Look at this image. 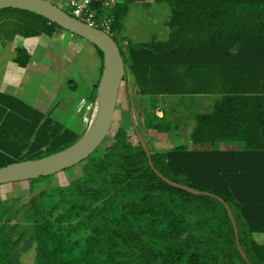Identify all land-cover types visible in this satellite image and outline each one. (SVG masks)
I'll list each match as a JSON object with an SVG mask.
<instances>
[{"label":"trees","instance_id":"1","mask_svg":"<svg viewBox=\"0 0 264 264\" xmlns=\"http://www.w3.org/2000/svg\"><path fill=\"white\" fill-rule=\"evenodd\" d=\"M132 1L101 11L114 14V32L123 30ZM155 1L171 11L169 38L120 50L139 96H215L211 110L192 114L189 134L211 149L149 147L155 169L210 194L163 180L125 111L113 143L80 162L67 184L37 186L53 175L31 179L28 193L0 200V264H22L32 251V264H264L258 237L264 235V0ZM5 10L0 37L7 41L62 28L28 10ZM95 48L103 70V52ZM16 49L17 62L27 66L31 55ZM157 108L143 105L138 127L148 137L150 129L172 130L167 112L158 115ZM85 131L0 91V167L59 152ZM217 196L235 216L247 259Z\"/></svg>","mask_w":264,"mask_h":264},{"label":"rangeland","instance_id":"2","mask_svg":"<svg viewBox=\"0 0 264 264\" xmlns=\"http://www.w3.org/2000/svg\"><path fill=\"white\" fill-rule=\"evenodd\" d=\"M52 1L56 2L57 5L64 8L69 14L72 15L71 8L66 4V0ZM132 2L133 3H131L130 5L129 13L125 18L126 23L123 30L121 32H115V35L113 36V38L118 42L120 48L125 52L127 49L126 46L129 45V42L142 43L146 41H152L154 39L167 40L169 38L170 30L167 24L165 25V20L168 17L167 13L171 12L170 10L166 9L167 4L163 2H156L155 0H135ZM8 14H10L8 10H2V12L0 11V16L5 17L8 16ZM57 29H59L60 31H64L67 35V38H65L64 40H60L55 38L54 36L49 41L50 49L54 51L53 55L51 54L52 56L48 57L49 61H52V65L46 67L47 70L40 69V72H37L35 75H33V77L25 78L22 84L30 90V93H36V91L39 89L38 87H40V84L43 85L41 89H44V87L54 88L55 82L57 84L63 82L64 84H66V87H68L67 85H69V81L71 79H78L80 77L81 80L78 83V92L81 94V96L86 97L88 100H90L89 97L91 98L92 95V80L96 78H98L97 80H99L101 78L100 68L102 65V61L100 54L97 49L94 51H89L86 49V51L84 50V53L82 54L83 57L81 54H77L70 61L66 60V44H69L68 37L72 34L63 28L57 27ZM81 40L83 42L87 41L84 38H81ZM91 45L93 44L91 43ZM7 51L8 49L4 47L0 48L1 55H3ZM89 56H91L93 58V61L96 63H92L88 59ZM81 57L82 63H80L79 60ZM5 58L6 57H0V78L2 71L5 70ZM127 75L128 76L126 79L128 81V89L126 88V83H123L120 89V97L117 106L118 110L116 109L117 112H115L111 131L105 138L103 143L98 147L97 151L105 150L113 143V135L118 125L122 124V121L125 122V111H127L128 113L131 111L136 123L143 125V105L145 108L147 107L150 110L157 105L158 108L156 109V112L158 113V115H161V109L163 108V110H165L170 116H167V119L172 121V130L166 133H160L155 129H150L147 132L149 137L145 134L143 127L139 128L150 148L153 145L156 149L170 150L171 148L182 144L194 149L212 148L211 144H195L191 141L189 134L192 126L195 123L192 114L196 112L211 110L212 103L215 99L214 95L204 96L205 98H195L191 95H170L163 98L156 95L139 96L137 95V91H135V86H132V83L134 82L133 75ZM41 77H43V79H41ZM47 93H51V91L48 90ZM42 95L45 96L46 94L43 93ZM64 95V91H61L59 93V96L56 99V107L58 106L59 102L65 99ZM25 103L34 107L32 104H30L29 99H27ZM66 103L70 105L69 108H71L72 104H70V101L66 100ZM60 109L65 112L61 113L67 119V126L75 128L78 132H83L85 129H87L92 117V113L90 115H86L83 111V114L81 113V117V114L78 113L80 109L76 111H70L69 109L65 110L62 105ZM83 118H85V122L82 124L81 119ZM133 139H136L134 135ZM78 167L79 164L71 168H67L62 172L53 174V176L48 180L37 183V186L46 187L58 184L65 185L70 181V179L77 175V171H79ZM29 184L30 183L28 180L1 184L0 200L6 197L28 193ZM258 237L261 241H264V235H260ZM33 258V251L23 254L22 264H32Z\"/></svg>","mask_w":264,"mask_h":264},{"label":"water","instance_id":"3","mask_svg":"<svg viewBox=\"0 0 264 264\" xmlns=\"http://www.w3.org/2000/svg\"><path fill=\"white\" fill-rule=\"evenodd\" d=\"M7 8L22 9L37 13L46 17L51 22L56 23L63 29L94 44L103 52V70L98 83L92 117L84 134L74 144L59 152L38 159L13 162L0 167V185L53 175L79 164L92 155L111 131L120 97V89L127 78V70L120 46L104 30L74 17L52 0H0V10ZM131 120L137 137L147 153L149 164L155 169L152 161V151L143 134L140 132L132 113ZM155 171L163 180L173 186L195 194H210L207 191H202L174 181L163 175L157 169ZM217 198L225 204L228 210L235 229L238 249L242 256L247 259V254L240 242L235 216L229 204L223 198L218 196Z\"/></svg>","mask_w":264,"mask_h":264},{"label":"crops","instance_id":"4","mask_svg":"<svg viewBox=\"0 0 264 264\" xmlns=\"http://www.w3.org/2000/svg\"><path fill=\"white\" fill-rule=\"evenodd\" d=\"M124 1H127V0H118L117 3H122ZM131 3L133 2L129 3V10H130ZM166 9L170 10L168 6L166 7ZM129 10H128V13H129ZM167 15L168 17L165 20V25H166V21L168 20L170 16V13H167ZM125 23L126 22H124V25ZM71 34L72 35H69L68 37L69 44H66L67 46L66 53H65L66 60L70 61L77 54L82 55L84 53V50L86 51V49L89 51L96 50L95 46L91 45L90 42L88 41L83 42L81 40L82 37L80 38L79 36L75 34L73 35V33ZM54 36L55 38L60 39V40H64L65 38H67L66 33L64 31H60L59 29H57L52 35L43 34L41 36H33V37H24L21 35H16L13 41H7L0 37V48L4 47L8 49V51L5 52L3 55L0 54V57H6L5 58L6 62L4 66L5 70L2 71L1 78H0V91L6 94L12 95L14 97H17L20 100L25 101V102L27 99H29L30 104H32L36 109L42 111L43 113L49 115L55 120L66 125L67 119L61 113V112H64L63 110L60 109L61 105L63 106V108H65V110L69 109L70 111H76L80 109L78 113L83 114V111H84L86 115H90L94 109L95 101H92L90 97H89L90 100H88L86 97L81 96V94L78 92V83L81 80L80 77L78 79L73 78L69 81V82L74 81V85L76 89L71 88L70 84L67 85L68 87H66V84H64L63 82H60L59 84L55 82V87L52 86L54 88L44 87L45 89L44 91V89H41L43 85L40 84V87H38L39 89L36 91V93H30V90L22 84L25 78L33 77V75H35L37 72H40L39 71L40 69L47 70L46 67L52 65V61H49L48 57L52 56L54 51L50 49L49 41ZM17 47H23L27 49L28 53L31 55V60L25 67L21 66L16 60V57H17L16 48ZM82 57L79 59L80 63H82L81 61ZM88 59L92 63H96L93 61V58L91 56H89ZM101 71H102V65L100 68V75H102ZM41 79H43V77H41ZM97 79L98 78L92 80V89L94 87V84L98 81ZM133 86H135V84H133ZM126 88L128 89L127 81H126ZM48 90H50L51 93H47ZM61 91L65 92V95H64L65 99L59 102L58 106L56 107V103H57L56 99L59 96V93ZM43 93H45L46 95L43 96L42 95ZM66 100L70 101V104H72L71 108H69L70 105L66 103ZM82 114H81V117H82ZM162 114L163 112L161 113V115ZM81 120L83 124L85 122V118ZM86 121H87V118H86ZM72 129L77 131L73 127Z\"/></svg>","mask_w":264,"mask_h":264},{"label":"built area","instance_id":"5","mask_svg":"<svg viewBox=\"0 0 264 264\" xmlns=\"http://www.w3.org/2000/svg\"><path fill=\"white\" fill-rule=\"evenodd\" d=\"M117 1L118 0H66V4L71 8L74 17L102 29L113 36L115 35L113 31L115 16L112 12L109 13L105 11L113 10ZM102 10L105 11L101 12Z\"/></svg>","mask_w":264,"mask_h":264},{"label":"clouds","instance_id":"6","mask_svg":"<svg viewBox=\"0 0 264 264\" xmlns=\"http://www.w3.org/2000/svg\"><path fill=\"white\" fill-rule=\"evenodd\" d=\"M55 3H56V2H55ZM108 34H109V33H108ZM114 34H115V32H114ZM111 36H112V35H111ZM113 36H114V35H113ZM113 36H112V37H113ZM126 81H127V79H126ZM126 81H124V83H126ZM122 85H123V84H122ZM117 106H118V105H117ZM130 114H131V111H130Z\"/></svg>","mask_w":264,"mask_h":264}]
</instances>
